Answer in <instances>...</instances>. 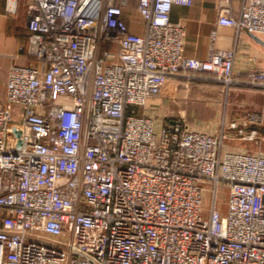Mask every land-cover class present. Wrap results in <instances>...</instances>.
Segmentation results:
<instances>
[{
  "label": "built area",
  "instance_id": "2783aa9c",
  "mask_svg": "<svg viewBox=\"0 0 264 264\" xmlns=\"http://www.w3.org/2000/svg\"><path fill=\"white\" fill-rule=\"evenodd\" d=\"M26 3L33 60L10 64L0 101V264H264V149L236 146L259 138L264 107L233 134L143 110L187 71L233 82L215 30L206 58L183 54L170 10L192 0H137L141 32L128 0ZM217 24L264 34V0L220 8ZM248 76L264 86V66Z\"/></svg>",
  "mask_w": 264,
  "mask_h": 264
},
{
  "label": "crops",
  "instance_id": "0c3cea01",
  "mask_svg": "<svg viewBox=\"0 0 264 264\" xmlns=\"http://www.w3.org/2000/svg\"><path fill=\"white\" fill-rule=\"evenodd\" d=\"M249 0H192L190 5L173 4L170 19L184 28L183 54L187 57L206 58L210 48V34L216 32L214 45L217 49H234L233 82L230 85L217 80L208 72L197 73L187 71L186 76L169 78L176 81L181 89L174 106L178 114H168L167 122L203 117L207 122L219 124L211 132L227 131L232 121L240 122L249 111H261L264 102V86L252 83L249 73L264 66V34H252L246 30H238L232 26L217 24L220 8L228 7L237 14L240 7ZM136 8L137 0H130L124 11L125 23L128 29L141 32L142 25L138 15L132 13L131 4ZM134 10V9H133ZM28 6L26 0H18L17 12L10 14L6 11L5 0H0V81L2 91L0 97L6 94L5 81L10 64H28L33 57L26 50ZM254 35L258 39L254 38ZM20 46H22L20 48ZM164 103L167 99L165 92L149 98ZM165 111L164 107L153 105L143 108L152 115ZM193 107V111L189 110ZM188 112H192L188 115ZM187 113V114H186ZM194 114V115H193ZM195 117V118H193ZM194 126V125H193ZM198 128L197 126H194ZM253 125L243 127L248 132ZM259 134H264V121L256 125ZM200 129V128H198ZM202 129V128H201ZM203 130H206L203 128ZM209 131V130H207ZM239 138H237V142ZM236 142V146L242 147Z\"/></svg>",
  "mask_w": 264,
  "mask_h": 264
},
{
  "label": "rangeland",
  "instance_id": "374dc122",
  "mask_svg": "<svg viewBox=\"0 0 264 264\" xmlns=\"http://www.w3.org/2000/svg\"><path fill=\"white\" fill-rule=\"evenodd\" d=\"M131 10H132V13L134 12L135 15L137 14L136 8H135L133 3L131 4ZM105 45H108V44H105ZM103 47H106V46H103ZM103 47H102L101 51H103V49H104ZM181 89H183V88H180V86L177 84L176 94L173 97H167L166 98L167 100L164 103H161V101H158L157 99L153 98L154 100L150 104L149 103V98H151V97H148L145 100V107H149V106H153V105H155V106L159 105L160 107H164L165 108L164 113H166V114H170V113L173 114V115L178 114V112H177L178 109H177L176 106H174V101L177 100V97H178ZM1 91H2V82L0 81V92ZM150 109H152L153 110L152 113L155 114L154 113L155 112V107H152ZM189 110L193 111L194 109H193V107H191V109H189ZM191 113L192 112H188V115L191 114ZM193 118H195V117H193ZM202 118L203 117H200L199 119L195 118V120H191V119L188 118L187 122L192 127L197 126L200 129L204 128V129L209 130V131L219 127L218 123L215 124V123L207 122L206 119L202 120ZM262 136H263V138H262ZM238 140L239 141L237 142V140H236V142L239 145H241L243 148L247 149V150L256 151L259 148L264 149V134H259V138L256 139V140H244V139H238ZM225 197H226V195L224 193H221V194L219 193V195L217 196V204L220 203V208H221L222 212H226V210H227L226 204H225ZM210 198H211V196H209V195L206 197V206H209Z\"/></svg>",
  "mask_w": 264,
  "mask_h": 264
},
{
  "label": "water",
  "instance_id": "95a60500",
  "mask_svg": "<svg viewBox=\"0 0 264 264\" xmlns=\"http://www.w3.org/2000/svg\"><path fill=\"white\" fill-rule=\"evenodd\" d=\"M250 33H251V32H250ZM252 34H254V33H252ZM254 38L258 39V37L255 36V35H254ZM12 133L17 137L16 146H17V147H20L21 144H22V140H21V138H20V130L17 129L16 127H13V128H12Z\"/></svg>",
  "mask_w": 264,
  "mask_h": 264
},
{
  "label": "trees",
  "instance_id": "16d2710c",
  "mask_svg": "<svg viewBox=\"0 0 264 264\" xmlns=\"http://www.w3.org/2000/svg\"><path fill=\"white\" fill-rule=\"evenodd\" d=\"M128 2H130V0H128ZM0 101H1L2 103L5 102V94H4V96L0 97Z\"/></svg>",
  "mask_w": 264,
  "mask_h": 264
}]
</instances>
